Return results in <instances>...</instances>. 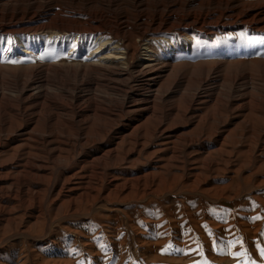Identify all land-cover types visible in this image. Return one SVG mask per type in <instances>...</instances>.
<instances>
[{
	"label": "rangeland",
	"instance_id": "rangeland-1",
	"mask_svg": "<svg viewBox=\"0 0 264 264\" xmlns=\"http://www.w3.org/2000/svg\"><path fill=\"white\" fill-rule=\"evenodd\" d=\"M211 1L195 0L186 11L191 7L213 6ZM245 1L243 8L247 7ZM37 3L39 6L54 3L57 13L71 4L63 0H38ZM19 4L20 1L0 0V13L5 14L7 9ZM88 4L94 8L104 6L103 16L112 23H149L153 17L148 10L144 21H140L132 0H80L77 5ZM45 10L41 9L40 13ZM120 17L123 18L118 20ZM234 21V18L222 20L226 27L214 30L215 41L197 43L191 54L179 52L176 56L175 64L186 65L184 70L188 72L185 71L184 81L173 87L164 101L169 104L168 108L175 109L167 117V120L172 119L168 120L169 132L148 135L136 144L123 134V141H119L113 137L123 125L134 120L135 109L126 107L117 121L109 115H96L95 126L76 137L75 148L61 153L54 169L32 183H11L16 181L17 164L26 150L24 141L28 136L20 130L8 133L16 132L19 136L20 141L14 146L20 157L13 165L10 181H0V205L11 208L3 216L12 220L0 221V264H264V31L249 33L242 21ZM250 34L257 36L251 38ZM232 36L239 37L237 44L231 42ZM131 40L136 42L134 51H128L133 53L129 60L133 67L145 58L147 40L136 37ZM25 44L31 46L30 53H19L14 45L11 56L7 53L1 59L2 66L19 69L45 59L73 58L71 42L48 41L46 46L40 47ZM2 46L5 43L1 41L0 58L4 53ZM74 48L75 53L80 52L78 45ZM217 61L224 63L223 70L227 72L222 70L220 80L200 86L198 91L201 96L211 94L213 97L194 102L189 110L185 97L194 93L198 86L192 76L198 75L201 67H209ZM230 69L237 72L232 73ZM228 74L234 76L233 81L224 77ZM237 74L239 78L235 77ZM165 81L164 86L169 87ZM0 87L6 101L18 95L14 88ZM95 89L82 88L86 97L79 102L80 111L84 113L81 119L93 115L87 111L89 107L84 108L90 105V100L114 109L124 99L122 92L103 86H95ZM137 92L135 83L130 82L127 101ZM60 98L67 101L64 95ZM242 104L245 106L241 107ZM31 108L25 109L26 113ZM63 112L64 118L67 115ZM197 113L203 117L200 125L189 120V116ZM108 126H112V135L106 140H96L94 130ZM35 128L31 135L40 137L41 124ZM0 136L4 138L6 134ZM195 138L197 141H193ZM208 140L209 145H202V141ZM174 141L179 142L180 152L177 159H169ZM116 142L119 144L117 158H108L105 172L97 171L93 182L88 183L91 165L86 157L90 158L91 153L106 149L110 144L116 147ZM7 151L0 147V162L8 158ZM137 156L138 161L133 163ZM203 162L212 165L205 167ZM5 168L3 172L10 171L9 167ZM152 174L159 182L156 179L155 183H148V175ZM137 176L145 177V183H127L128 178ZM64 178L70 180L63 183Z\"/></svg>",
	"mask_w": 264,
	"mask_h": 264
},
{
	"label": "bare ground",
	"instance_id": "bare-ground-1",
	"mask_svg": "<svg viewBox=\"0 0 264 264\" xmlns=\"http://www.w3.org/2000/svg\"><path fill=\"white\" fill-rule=\"evenodd\" d=\"M15 1H20L21 4L17 5L18 7H15V5L10 7L5 14L0 13V42L5 43V46H2L3 48L1 49L4 52L3 55L1 54V63H4L2 61L4 55L8 53V56H11L14 45L17 47L16 50L19 49V53L27 54L31 52V49H29L31 46L27 47L25 43L32 45V47L34 45L35 47H40V45L46 46L48 41L53 43H73V51L71 53L73 58L45 59L41 63L22 65L19 69L2 66L0 63V85H4L8 89L14 88L18 93L14 99L7 101V98H4L3 94L0 93V134H6L4 138L0 136V147L5 148V150L8 149V158L0 162L1 183L10 181L9 176L13 171V165L18 161L17 158L20 157L16 151L17 147L14 146L15 143L20 141L19 136L15 134L16 132L12 135L8 134L13 132V130L25 131V136H28L26 138L28 140L24 141L27 147L21 153V160H19L21 164H17L19 169L16 170V181H11V183H32L35 180L43 179L49 170L54 169L56 160L60 158L61 153H67L75 148L76 137L83 136L87 129L95 126L96 115H109L117 121L126 107L135 109L133 110L134 120L123 125L119 134L114 135L113 139H118L119 141H123V134L131 139L134 144L141 139H145L148 135L164 134L169 129V121L172 120L168 119V121L167 117L170 111L175 110L174 108H168L169 104L164 101L171 89L182 80L184 81L186 76L184 73L188 70H184L186 65L175 64L178 53L187 52V54H191L195 44L208 43L210 40L215 41L216 38L212 36L215 34L214 30L219 27L225 28L226 26L222 22L225 19L234 18V22L242 21L241 23L245 25L246 30L250 31L249 33L251 31L253 33L264 31V0L256 2H253V0H212L213 6L210 4L201 9H193L191 7L187 11L186 7L188 8L194 4L195 0H152L151 4L147 2L149 0H132V7L137 12L140 21L143 20L148 10L153 13L149 23L133 25L127 24L128 22L117 23L115 21V23H112L103 16L105 14L104 6L100 8H94L95 6L93 7L90 4L78 6L77 4L80 0H63L71 4L66 5L60 13L55 12L57 8L54 3L39 6L38 0H34L33 3H30L31 0ZM244 1L247 4L246 8H243ZM174 7L178 10H172ZM182 7L183 10L181 9ZM45 8V12L40 13V10ZM1 12L3 11L1 10ZM136 12L134 13L136 14ZM41 15L43 16L41 17ZM81 18H84V22H81ZM122 18L120 17L118 20ZM252 35L255 36L256 34H250L251 38H253ZM131 37H136V39L145 38L147 40L144 44L145 58L141 63L139 62V65L133 67L129 65V60L132 58L133 53L129 54L128 51L130 49L134 51L136 42L131 40ZM230 39L232 43L237 44L239 37L232 36ZM76 45L80 47V52L78 53L74 52V46ZM82 52H86L88 55L82 56ZM184 63L186 64V62ZM191 63L195 67L193 60ZM238 64L240 65V63ZM223 65V62L217 61L209 67L207 65V68L197 66L200 68V70L198 69L200 73H197L198 75L195 74V77L192 76V81L198 86L194 88V93L185 97L189 110L194 102H199L202 98L205 101V99L213 97L211 94L201 96L198 91L200 86L203 87L217 79L220 80ZM231 69L233 70L235 67ZM235 71H232V73ZM168 75H171L169 79H167ZM224 77L229 78L230 81L234 80L232 74ZM235 77H238V74ZM164 79H167L169 87L164 86ZM130 82L135 83L138 92L134 98H130V101H127L129 97L127 89ZM228 83L230 84V82ZM233 83L235 84V82ZM223 85L227 86L226 83ZM95 86H103L112 91L122 92L124 99L114 109L105 108L99 102L90 100V105L84 108L86 110L89 107L90 109L87 111L92 112L93 115L92 117L81 119L84 113L80 111L81 105L79 102L86 97L82 88L94 87L95 89ZM228 87L231 89L230 85ZM60 95L67 97V101L62 100ZM126 104H129V106ZM244 104L240 106L244 107ZM29 107L32 108L29 113H26L25 109ZM15 108L18 111H12ZM115 110L119 111L116 112ZM63 111L67 115L64 118L61 114ZM183 114V117H185V112ZM189 120H195L200 125V122H203V117L197 113L192 117L189 116ZM167 121L168 125L164 127V123ZM38 124L42 126L40 137H33L31 132L36 131L35 127ZM149 124H152L150 128L148 127ZM94 132L97 137L96 140H106L113 133L112 126L97 128ZM178 138L180 137L178 136ZM185 138L187 139V137ZM185 138L180 139L183 140ZM187 140L192 142L190 139ZM193 141H197L196 138ZM117 143L114 144L116 147H112V144H110L106 149L91 153L90 158L86 157V159H89L87 162L91 165V173L87 177L88 183L93 182V177L98 174L96 173L97 171L104 170L105 172V161L108 158H117V147L119 145ZM209 143V140L208 142L202 141V145H209ZM178 144L179 142H172V151L170 149L172 155L169 159H177ZM138 159L139 156L133 163L138 161ZM211 165V163L204 164L205 167H210ZM5 167H9L10 171L3 172L2 169ZM51 174L49 173V175ZM153 174L148 175V183H155L156 179L159 182L157 176L155 179ZM143 176L128 178L126 181L127 183L129 181H135V183L142 181L145 183L146 180L144 181L143 178L146 176ZM69 180L70 178H64L62 182L65 183ZM22 191L25 192V190ZM22 194L24 195V193ZM39 204L42 205L40 201ZM9 207L8 205H0L1 222L12 221L10 220L11 218L8 219V216L5 219L3 216L4 212H10L11 208ZM5 222L2 224L4 225Z\"/></svg>",
	"mask_w": 264,
	"mask_h": 264
}]
</instances>
